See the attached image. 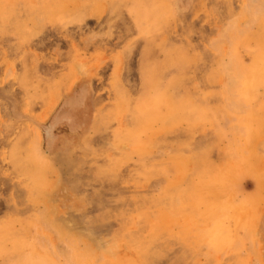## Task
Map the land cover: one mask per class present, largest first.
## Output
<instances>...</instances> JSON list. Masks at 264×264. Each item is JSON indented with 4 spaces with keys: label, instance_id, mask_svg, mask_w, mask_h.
I'll return each mask as SVG.
<instances>
[{
    "label": "rangeland",
    "instance_id": "obj_1",
    "mask_svg": "<svg viewBox=\"0 0 264 264\" xmlns=\"http://www.w3.org/2000/svg\"><path fill=\"white\" fill-rule=\"evenodd\" d=\"M0 264H264V0H0Z\"/></svg>",
    "mask_w": 264,
    "mask_h": 264
},
{
    "label": "bare ground",
    "instance_id": "obj_2",
    "mask_svg": "<svg viewBox=\"0 0 264 264\" xmlns=\"http://www.w3.org/2000/svg\"><path fill=\"white\" fill-rule=\"evenodd\" d=\"M108 37V36H107Z\"/></svg>",
    "mask_w": 264,
    "mask_h": 264
}]
</instances>
